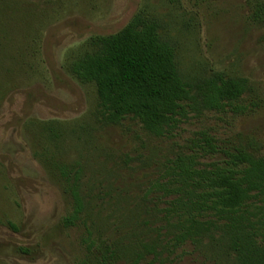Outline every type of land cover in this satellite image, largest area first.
<instances>
[{"label":"rangeland","instance_id":"374dc122","mask_svg":"<svg viewBox=\"0 0 264 264\" xmlns=\"http://www.w3.org/2000/svg\"><path fill=\"white\" fill-rule=\"evenodd\" d=\"M251 2L0 0V264H129L132 247L156 238L161 204L145 190L193 133L223 147L252 139L264 152V27L250 20ZM140 8L173 47L183 80L244 78L247 110L188 112L168 139L128 118L104 124L94 86L64 65ZM76 169L82 210L64 226ZM87 231L90 250L82 244ZM184 251L163 255V264H230L215 233Z\"/></svg>","mask_w":264,"mask_h":264},{"label":"trees","instance_id":"16d2710c","mask_svg":"<svg viewBox=\"0 0 264 264\" xmlns=\"http://www.w3.org/2000/svg\"><path fill=\"white\" fill-rule=\"evenodd\" d=\"M251 4L250 20L264 27V1ZM158 28L156 19L140 8L116 32L90 37L91 50L64 65L78 82L94 86L104 124L119 125L128 118L150 136L168 139L188 112L247 110L240 104L249 91L244 78L212 73L183 80L174 49L159 37ZM78 176L76 169L64 226L72 225L82 210ZM144 195H154L161 204L153 216L156 238L132 247L129 264H163V255L179 251L180 257L184 246L198 248L214 233L230 264H264V152L252 139L223 147L205 131L193 133L164 160ZM89 237L87 231L82 239L86 250L93 246Z\"/></svg>","mask_w":264,"mask_h":264}]
</instances>
